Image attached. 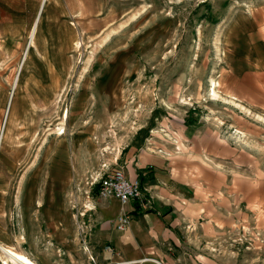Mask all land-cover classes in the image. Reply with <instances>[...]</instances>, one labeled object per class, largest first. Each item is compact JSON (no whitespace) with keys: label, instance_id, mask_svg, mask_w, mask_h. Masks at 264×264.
Here are the masks:
<instances>
[{"label":"rangeland","instance_id":"374dc122","mask_svg":"<svg viewBox=\"0 0 264 264\" xmlns=\"http://www.w3.org/2000/svg\"><path fill=\"white\" fill-rule=\"evenodd\" d=\"M254 17L264 30V0H0V244L61 264L46 249L57 217L90 244L92 184L141 142L235 178L246 216L209 255L264 264V61L243 62ZM215 136L239 166L212 162Z\"/></svg>","mask_w":264,"mask_h":264},{"label":"crops","instance_id":"0c3cea01","mask_svg":"<svg viewBox=\"0 0 264 264\" xmlns=\"http://www.w3.org/2000/svg\"><path fill=\"white\" fill-rule=\"evenodd\" d=\"M254 19L260 46L244 57L248 65L264 61V50H257L264 49V37H260L264 30L257 17ZM207 153L216 166L226 157L233 165L241 162L240 149L216 136L208 142ZM113 168L123 169L129 179L141 180L142 198L126 205L117 198H97L92 204L90 244L84 243L87 250L71 232L68 220L49 219L51 231L46 242L50 246L46 249L57 262L93 264L90 257H94L96 264H225L223 259L211 258L208 249L210 242L243 215L242 191L235 178L230 182L232 177L219 168H209L201 160L190 163L181 155L166 156L141 142L128 146L115 159ZM122 214H129L131 222L119 230Z\"/></svg>","mask_w":264,"mask_h":264},{"label":"built area","instance_id":"2783aa9c","mask_svg":"<svg viewBox=\"0 0 264 264\" xmlns=\"http://www.w3.org/2000/svg\"><path fill=\"white\" fill-rule=\"evenodd\" d=\"M92 185L99 186L98 195L101 199L117 198L124 205L143 196L141 180L139 178L129 179L121 168H109L104 172L98 184L94 182ZM130 222L131 216L122 214L118 218V229H126ZM108 250L111 251L109 247Z\"/></svg>","mask_w":264,"mask_h":264},{"label":"bare ground","instance_id":"6f19581e","mask_svg":"<svg viewBox=\"0 0 264 264\" xmlns=\"http://www.w3.org/2000/svg\"><path fill=\"white\" fill-rule=\"evenodd\" d=\"M34 35H35V31L32 33L31 40H33ZM213 92L215 95L216 92L214 89H213ZM63 134H64V132L61 133V135H63ZM0 248L4 252V254L6 255L8 262L10 261L12 264H34L30 260V258H28L27 256H25L24 254H22L20 252H17L15 250L11 249L10 247H5V246L0 244ZM6 264H9V263L6 262Z\"/></svg>","mask_w":264,"mask_h":264},{"label":"trees","instance_id":"16d2710c","mask_svg":"<svg viewBox=\"0 0 264 264\" xmlns=\"http://www.w3.org/2000/svg\"><path fill=\"white\" fill-rule=\"evenodd\" d=\"M97 188L99 189V186H97Z\"/></svg>","mask_w":264,"mask_h":264}]
</instances>
